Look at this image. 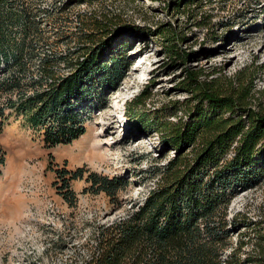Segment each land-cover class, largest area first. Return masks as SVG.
Segmentation results:
<instances>
[{
  "label": "rangeland",
  "instance_id": "374dc122",
  "mask_svg": "<svg viewBox=\"0 0 264 264\" xmlns=\"http://www.w3.org/2000/svg\"><path fill=\"white\" fill-rule=\"evenodd\" d=\"M32 1L33 8H42L37 10L42 15L45 9L64 5L69 37L58 35L62 23L44 16L45 38L35 35L36 46L31 48L41 54L30 49L27 56L30 74L41 76L39 57L45 51L63 54L74 46L80 19L92 14L120 16L114 28L124 36L112 41L105 61L118 57L124 66L131 61L115 90L97 82L106 72L95 69L93 82L88 80L81 90L84 96L75 98L86 131L69 143L46 146L44 132L52 125L51 116L45 118L46 126L37 128L25 113L0 115L5 119L0 133L5 153L0 264H79L93 250L98 226L131 213L164 178L160 170L174 150L154 127L169 119H191L190 109L198 99L190 76L204 85L215 79L235 92L246 85L249 106L264 113V0ZM171 45L174 52L168 50ZM56 70L61 77L71 71L64 61ZM47 85L45 81L27 90ZM140 114L153 124H145ZM233 154L229 151L227 157ZM263 157L262 151L257 158ZM259 165V182L233 197L228 208L230 216L240 218L231 227L234 241L247 242L240 251L243 256L264 251V160ZM78 167L119 175L128 183L110 196L87 190L90 182L85 177L72 179L75 199L70 202L59 192L64 181L58 170Z\"/></svg>",
  "mask_w": 264,
  "mask_h": 264
},
{
  "label": "trees",
  "instance_id": "16d2710c",
  "mask_svg": "<svg viewBox=\"0 0 264 264\" xmlns=\"http://www.w3.org/2000/svg\"><path fill=\"white\" fill-rule=\"evenodd\" d=\"M32 2L0 0V61L3 57L10 71L0 79V90L18 91L19 99L7 97L8 102L17 105L14 112L25 113L35 127L46 126L45 118L52 117V125L44 132L46 146L52 147L69 143L86 131V119L76 110L75 98L84 96L82 89L88 80L93 82L95 69L106 72L97 82L115 90L131 61L125 66L118 57H113L112 62L105 61L112 41L116 38L120 41L124 36L115 30L120 16L101 18L92 14L80 19L75 44L68 51L63 54L45 51L39 57L41 76L35 77L27 67V56L36 46L35 35L45 38L41 30L44 16L63 24L58 35L63 33L64 37H69L66 31L69 16L62 15L65 10L62 4L54 6V11L45 9L42 15L37 12L42 8H33ZM168 50L175 49L171 45ZM31 52L35 53L34 49ZM61 61L71 70L62 77L56 70ZM196 72L198 75V71L193 74ZM190 78L195 82L194 98L198 99L190 109L191 119H169L161 127L152 126L160 129L163 142L169 150H174L160 170L164 178L131 213L98 226L96 244L79 264H247L252 261L264 264V251L256 255L241 254L247 242L234 241L231 227L239 224L240 218L228 213L231 199L259 182L258 170L262 166L259 163L264 157L259 161L257 156L264 153V113L249 106L246 85L235 92L215 79L204 85L196 77ZM45 81L47 89L34 88L28 94L29 85H43ZM176 113L177 110L172 114ZM0 114L5 115L4 108ZM144 115L140 114V119L152 125ZM4 120L0 119V133ZM232 150L234 154L228 158ZM4 154L0 143V174ZM58 176L64 181L59 192L70 202L75 199L70 188L72 179L85 177L90 182L87 190L103 191L110 196L128 183L119 175L83 167L60 169Z\"/></svg>",
  "mask_w": 264,
  "mask_h": 264
},
{
  "label": "built area",
  "instance_id": "2783aa9c",
  "mask_svg": "<svg viewBox=\"0 0 264 264\" xmlns=\"http://www.w3.org/2000/svg\"><path fill=\"white\" fill-rule=\"evenodd\" d=\"M2 57V56H1ZM8 62L6 60H4V58L2 57L1 61H0V79L4 78L5 76H8L10 74V71H8V66H7ZM33 92L28 90V94ZM0 94L2 96L1 100H0V109L4 108L5 111H14L17 107V105L13 106L10 105V102H8L7 97H12V99L14 100H18L20 94L18 93V91H3L0 90ZM16 113V112H14ZM1 115V114H0Z\"/></svg>",
  "mask_w": 264,
  "mask_h": 264
}]
</instances>
